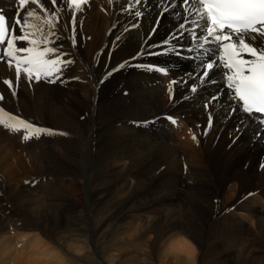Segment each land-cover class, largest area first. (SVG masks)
I'll return each mask as SVG.
<instances>
[{
    "label": "bare ground",
    "instance_id": "obj_1",
    "mask_svg": "<svg viewBox=\"0 0 264 264\" xmlns=\"http://www.w3.org/2000/svg\"><path fill=\"white\" fill-rule=\"evenodd\" d=\"M45 6H50V0ZM16 7L14 0H0V11L10 18ZM186 7L189 5L182 6L181 0H142L140 4L135 0H90L78 13L82 23L73 48L68 39L72 33L64 28L65 24L71 26L70 10L66 0H58L56 8L62 17L58 35L62 39L56 43H62L63 51L69 53L66 58L74 60L62 77L68 82H39L30 88L22 82L17 96L11 97L2 81L14 80V70L8 67L7 58L0 60V93L6 96L0 107L78 138L57 135L23 142L19 135L0 127V264H66L65 232L55 231V225L70 226L74 243L67 246L72 253L88 246L81 231L71 226L77 206L68 201L56 205L59 194L45 203L37 202L35 188L31 192L10 186L23 176L44 181L75 177L90 188L96 182L103 186L105 195L117 199L120 221L126 224L131 217L139 219L123 245L135 261L141 251L149 261L146 264H153L151 258L155 264H165L162 242L183 233L195 248L189 264H264L259 259L264 254V169L260 167L264 163V126L258 128L246 114L225 111L229 101L218 91L223 83L218 78L216 84L191 92L193 82L199 85L194 80L199 61L195 53L186 51L195 43L186 29L194 26L186 23L184 38L171 39L179 35L178 23L184 22L174 19L173 9L189 21L196 18L183 12ZM37 11L43 14L38 7ZM136 11L142 15L135 16ZM196 31L199 35L200 30ZM165 40L171 44L164 45ZM177 43L183 45V55H138L141 50L161 52ZM125 61L129 66L104 79ZM138 64L165 66L169 72H149L137 68ZM190 73L193 79H189ZM172 80L177 84L170 99ZM213 93L221 99L205 109ZM210 112L213 125L208 128ZM167 116L178 123L171 124ZM144 121L151 123L145 125ZM189 128L198 142L191 139ZM205 131L207 135H203ZM96 167L101 173L92 178L90 171ZM250 192L256 195L248 196ZM26 213L34 217L27 219ZM45 225L60 236L58 245L44 239ZM33 244H37L35 250ZM113 252L107 263L118 264L119 253ZM166 264L173 262L169 259Z\"/></svg>",
    "mask_w": 264,
    "mask_h": 264
},
{
    "label": "snow or ice",
    "instance_id": "obj_2",
    "mask_svg": "<svg viewBox=\"0 0 264 264\" xmlns=\"http://www.w3.org/2000/svg\"><path fill=\"white\" fill-rule=\"evenodd\" d=\"M42 0H14L18 7L14 10V17H8L4 11H0V46L6 44L0 50V60L7 58L8 67L14 70L13 79H3V85L10 90L11 97L17 96V89L22 82H26L30 88L34 83L46 82L55 84L67 83L62 79L65 70L74 63V60L67 59L69 53L63 51L62 43H56L62 39L58 35V25L61 16L56 8L58 0H50V6L46 7ZM140 4L142 0H135ZM182 5H189L183 8L188 15L195 14V19L189 21L187 16L181 12L174 13V19L184 22L178 23V36L171 39L182 40L185 36V25L190 23L194 27L186 29L190 41H194L191 48H187L188 53H195V59L199 61L195 71V81L191 92L197 93L198 87L216 84L217 78L223 82L218 89L220 93L229 101L225 106V111L246 114L248 120L257 124L258 128L264 126V0H181ZM90 0H66L71 26L64 25L72 35L68 37L71 46L75 48L78 44L79 35L78 13L84 11V7L89 5ZM37 6L40 11H37ZM167 12V9H165ZM142 12L136 11L135 16L139 17ZM158 23V22H157ZM196 29L200 30L197 34ZM153 32L156 29H152ZM120 37H117L119 40ZM26 42L27 46H18L19 43ZM164 45H170V40H165ZM51 45V46H50ZM150 47H157L151 45ZM181 48L183 45L177 43L170 47H165L161 52H151L141 50L138 55H161L175 54L183 55ZM247 57V58H246ZM191 58V57H188ZM135 59V57L133 58ZM129 66V62L119 64L107 72L104 79L112 76L113 73ZM137 68L149 72H157L167 75L169 69L165 66L151 64H138ZM73 79L78 80L79 77ZM189 79L193 75L189 74ZM15 81V83H14ZM103 80H101V83ZM183 83V81H182ZM176 80L170 81L168 93L172 98L173 86ZM226 84V87L224 86ZM221 96L213 93L210 99L204 104L207 109L213 101H220ZM6 100L5 94L0 93V102ZM256 114H260L259 116ZM166 119L171 124L176 125L177 119L167 116ZM143 124L151 123L144 121ZM246 123V121H242ZM208 128L213 125V114L210 112L207 117ZM0 127L10 134L19 135L23 142H29L41 137L67 136V132L42 126L40 123L26 118L24 115L8 111L5 107H0ZM199 127V125H197ZM238 131L240 129H237ZM191 139L198 142L196 133L189 128ZM207 135V131L203 133ZM260 138L259 131L256 132ZM264 169V163L260 164ZM28 183V181H25ZM255 193H248L254 196Z\"/></svg>",
    "mask_w": 264,
    "mask_h": 264
},
{
    "label": "rangeland",
    "instance_id": "obj_3",
    "mask_svg": "<svg viewBox=\"0 0 264 264\" xmlns=\"http://www.w3.org/2000/svg\"><path fill=\"white\" fill-rule=\"evenodd\" d=\"M68 135H69L68 136L69 140L75 141L78 139L73 133L72 134L69 133ZM74 150H75V147H74ZM95 151H96V149H95ZM93 153H94V150H93ZM74 159H75V157H74ZM79 161H77L75 164L76 165H77V163L79 164ZM80 162L81 163L83 162V165H84V162L86 163L85 158H84V161L82 160ZM90 168H91V166L88 167V169H90ZM91 171H90V175L92 176V178H94V176H96L97 174L99 175L101 173V169L99 167L94 168L93 172H91ZM6 177L7 176H3V179L6 180ZM25 181H28V183H25ZM63 181L64 182L66 181V182L64 183ZM82 181H83V179H79V178L77 179L75 177H69V178L64 177L63 180L60 178H56V177H54V178L49 177L47 180L44 181L40 178L36 179V178H32V177L23 176L20 178L19 177L16 178V183H14V184L10 183L11 185L10 184L9 185L15 186L16 189L29 188L30 189L29 191H31V192H33V190L35 188V190L33 192L34 193L33 198H35L37 202L39 201V202L45 203L47 201L46 199H48V197L52 198V195L59 194L60 198H58L59 201H58V199H56V203H55L56 205L61 206V204L64 201H68L69 203L77 206V208L74 210V212L72 214L76 218L74 219V224L71 226L75 227L76 230H79V232L81 231L80 232V234H82L81 237L83 240L85 239L88 242V246L87 245H85V247L83 246V250L79 253H72L71 250H69V248L67 246V245H72L74 243V238H73L74 233L72 231L70 232V229H69L70 226H68V224H65L67 226H63L64 224H62L61 227H57V225L54 226L55 231L56 230H59V231L62 230V232L63 231L65 232V234H64L65 237H64L63 242L66 245V248L64 247V249H63L64 253L63 254H64V257H66V262H65L66 264H68V263L69 264H106L107 262H109L113 250H115V248H118V247H119V250L123 247L121 251L118 250V252L116 251V253H115V251L113 252V254H116V255L118 253L120 254V255L118 254V256L116 258L117 259L116 263H118V264H138L139 262H140L139 264H146L147 262H149L147 260L146 261L144 260V257L141 255L143 252H141V251L138 252V255L137 254L135 255V258L137 257L136 260H138V261L133 260L132 259L133 254L130 256L129 252H127V250L125 249L126 246H123L127 242V239H126L127 234L134 227L135 223L139 219L135 218V217H131V218L127 219L126 224L128 226H126L127 227V229H126V227H125L126 224H124V221H120V218L116 213V210L118 207L117 199L115 197H113L112 195H108V194L105 195L106 193L101 191V188H103V186L99 185L97 182L92 184V188H90L89 184L86 186L83 184ZM45 182H47V183H45ZM5 183H6V181H5ZM74 185H76V186H74ZM56 186H58V187H56ZM77 187H79V188H77ZM62 188H63V190L64 189L65 190L63 191ZM39 193H41V194H39ZM49 200H51V199H49ZM131 214L132 213H130L129 215H131ZM26 216L28 217L27 219H30V218L32 219V217H34L32 214H29V213H26ZM67 216H69V215H67ZM128 220H129V222H127ZM43 227H44V229H42V230H44L43 233L45 234L44 239L48 240V241L51 240V243H53V244L56 243L58 245L57 241H59L58 237L60 238V236H57L55 234V232L52 233L51 229H49V226L45 225ZM128 227H130V228H128ZM29 231H34V230L31 229ZM88 234H89V236H88ZM36 246H37V244H33L32 248L35 250ZM61 247L62 246H60V248ZM128 248L133 249V247H128ZM132 249H129V250H132ZM27 250H28V253H30L29 252L30 248ZM30 255L32 256V253ZM260 258L264 259V254L260 255L259 259ZM118 259H120V260H118ZM124 260L127 261V263ZM150 261H151L150 263L155 264V262L152 261V258ZM107 264H109V263H107Z\"/></svg>",
    "mask_w": 264,
    "mask_h": 264
},
{
    "label": "clouds",
    "instance_id": "obj_4",
    "mask_svg": "<svg viewBox=\"0 0 264 264\" xmlns=\"http://www.w3.org/2000/svg\"><path fill=\"white\" fill-rule=\"evenodd\" d=\"M163 243L162 257L166 261L171 259L173 264H189L195 254V248L191 241L183 234L177 233L171 239Z\"/></svg>",
    "mask_w": 264,
    "mask_h": 264
}]
</instances>
